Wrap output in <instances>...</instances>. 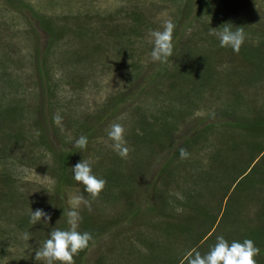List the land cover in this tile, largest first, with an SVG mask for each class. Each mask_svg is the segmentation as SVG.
Instances as JSON below:
<instances>
[{
	"label": "rangeland",
	"instance_id": "374dc122",
	"mask_svg": "<svg viewBox=\"0 0 264 264\" xmlns=\"http://www.w3.org/2000/svg\"><path fill=\"white\" fill-rule=\"evenodd\" d=\"M167 19L162 64L149 32ZM224 25L243 28L239 54L209 34ZM83 160L107 182L98 199L74 180ZM77 195L93 240L75 264H186L218 236L251 239L264 264V0H0V264H41L36 249L69 227ZM37 209L51 221L32 224Z\"/></svg>",
	"mask_w": 264,
	"mask_h": 264
},
{
	"label": "clouds",
	"instance_id": "9594fccd",
	"mask_svg": "<svg viewBox=\"0 0 264 264\" xmlns=\"http://www.w3.org/2000/svg\"><path fill=\"white\" fill-rule=\"evenodd\" d=\"M166 15V14H165ZM163 30L150 31V42L153 44L151 58L154 62L167 63L169 58L173 56V34L175 25L171 19H167L163 23ZM217 31L213 29L210 35H215L219 39L222 48H231L235 53L239 54L242 45L245 42V34L243 28H236L233 31L225 25ZM194 78V77H193ZM54 122L57 125L61 124L62 118L59 114L54 116ZM108 139L112 142L111 148L122 159H126L129 155V148L125 140V129L119 123H113L108 130ZM88 144L87 137H80L74 147L85 149ZM181 158H185L187 152L185 149H180ZM74 180L84 186V190L92 197L98 199L106 186V180L97 178L90 164L83 160L77 163L73 168ZM45 180L48 177H43ZM88 202L82 196H69V210L64 216H67L68 228L62 230L54 228L49 233V238L43 241L41 246L35 251V260L41 264H75L74 257L80 252L88 249L93 237L88 232L78 231L80 216L79 207ZM90 210V205H89ZM49 222L51 216L45 213L42 209L32 211L31 223ZM23 240L30 239L29 234L25 233ZM260 255V249L255 246L254 241L245 239L243 242L232 241L229 243L223 236L216 238V243L210 248L206 254H201L199 251H191L186 254V264H257L256 257Z\"/></svg>",
	"mask_w": 264,
	"mask_h": 264
},
{
	"label": "trees",
	"instance_id": "16d2710c",
	"mask_svg": "<svg viewBox=\"0 0 264 264\" xmlns=\"http://www.w3.org/2000/svg\"><path fill=\"white\" fill-rule=\"evenodd\" d=\"M6 113H7V111H6ZM167 124H168V121H165ZM171 131H174V130H176L175 129V127L173 128V127H171V128H169ZM169 130V131H170ZM168 131V132H169ZM71 156H72V154L71 153H63V154H58V159H59V165H60V174H59V179H61L58 183H59V185L61 186L62 184H63V179H65L66 177V170H67V167H68V165H69V163H70V161H71ZM171 162H172V160H171ZM168 167L167 166H163L162 168H161V176H167V175H169V170L167 169ZM237 188V187H236ZM192 195H195V197H197L198 196V190L195 192V193H193ZM186 205V204H185ZM190 210L191 209H193V208H190V207H188ZM184 218L181 220L182 222H183V224H182V228L184 227L185 228V226L186 225H188L189 223H188V221H187V219H190V220H192V217H190V216H186V209H185V211H184ZM196 214H198V212H196ZM163 215H166V213H163ZM200 215V214H199ZM187 218V219H186ZM179 229H181V227H180V225H179V227H178ZM195 232V231H194ZM196 233V236H195V238L194 239H196L197 238V235H198V237L200 236V234H197V232H195ZM194 243V242H193ZM86 251V250H85ZM85 251H83V252H80L77 256H80V259L82 258V256H83V254H84V252ZM175 262L176 261H174L173 263L175 264ZM176 264H178V263H176Z\"/></svg>",
	"mask_w": 264,
	"mask_h": 264
}]
</instances>
